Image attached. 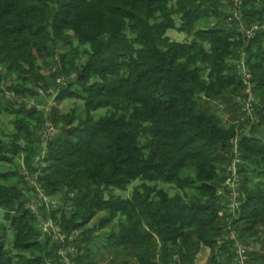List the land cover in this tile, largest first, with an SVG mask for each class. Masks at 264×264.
I'll use <instances>...</instances> for the list:
<instances>
[{"label": "trees", "instance_id": "trees-1", "mask_svg": "<svg viewBox=\"0 0 264 264\" xmlns=\"http://www.w3.org/2000/svg\"><path fill=\"white\" fill-rule=\"evenodd\" d=\"M242 7L248 26L264 23V0ZM226 9L222 0H0V83L14 79L7 87L22 96L54 87L57 102L78 98L85 112L54 106L46 116L14 102L2 109L16 118L11 140L0 134V166L15 167L0 170V208L14 232L9 247L0 224V264H62L60 245L41 239L29 207L27 192L36 186L18 169L22 155L46 196L64 200L52 218L64 230L83 229L78 264H99L95 236L115 222L104 236L112 253L105 264H155L158 255L163 264H195L203 246L211 249L209 264H228L234 249L220 243L222 211L238 138L245 200L234 226L243 238L260 236L264 181H253L264 176V139L256 134L264 125V30L247 38ZM172 29L193 38H170ZM243 55L261 99L260 121L252 123L241 120L236 101L245 89L237 67ZM53 64L60 71L45 75ZM60 75L68 78L55 85ZM48 120L64 128L48 140L40 169L34 161ZM135 182L131 196L117 193ZM250 258L264 264V250Z\"/></svg>", "mask_w": 264, "mask_h": 264}, {"label": "built area", "instance_id": "built-area-1", "mask_svg": "<svg viewBox=\"0 0 264 264\" xmlns=\"http://www.w3.org/2000/svg\"><path fill=\"white\" fill-rule=\"evenodd\" d=\"M233 4V10L228 17L229 21H237L240 27V31L247 38H253L257 36V33L264 30V23H256L248 26L243 20L242 5L244 0H231ZM239 76L242 78L245 89L244 93L236 96V101L242 106L244 115L241 116V120L246 117L254 118L256 112V93L253 91L252 72L247 63L246 57H243L237 62ZM61 80H58L60 82ZM220 111H224L225 105L219 103L217 105ZM52 107H49L51 110ZM224 120L230 117L229 113L223 114ZM45 131L42 132V139H48L54 137L57 134V129L54 123L50 120L46 123ZM45 141V142H46ZM238 138L233 139L232 144V159L227 167V179L225 182L226 189L228 191L226 208L222 211L225 214V220L227 221L226 233L221 239L220 243L229 241L233 244L234 255L232 260L228 264H253L250 261V255L256 250L253 238H243L239 231L234 226V221L239 217L242 203L245 200L244 191H242L241 183L242 177L240 176V165L242 162V150L239 147ZM45 155L39 154L37 157V166L41 169L47 166L45 161ZM39 171L36 172L38 176ZM36 196L35 202L31 201L30 208L38 214V225L41 227L43 235L41 239L48 240L52 243H58L60 246L57 250V254L61 257L62 264H78L77 257L84 253L85 249L79 247V241L83 233V229L64 230L63 226L56 220L50 219L44 221V218L39 214L41 202L48 197L44 193L41 185L36 184ZM37 203H40L38 205ZM43 219V220H42ZM155 264H163L161 256L158 255Z\"/></svg>", "mask_w": 264, "mask_h": 264}, {"label": "rangeland", "instance_id": "rangeland-1", "mask_svg": "<svg viewBox=\"0 0 264 264\" xmlns=\"http://www.w3.org/2000/svg\"><path fill=\"white\" fill-rule=\"evenodd\" d=\"M223 4L227 7L226 11L227 13L230 12L229 14H231L232 10H233V4L231 2V0H222ZM177 22H179L177 20ZM168 35L170 38H173L175 40L178 41H186V40H191L193 37L189 36L185 33L179 32L178 30L172 29L170 31H168ZM61 51V49H60ZM57 61V60H56ZM55 63V62H54ZM54 66H52V68L50 70H45L44 74H50V73H55L60 71L59 69H61L60 65L57 64H53ZM0 73L3 75L4 70L0 69ZM75 77V76H74ZM67 76L65 75H60L57 77L56 79V83L55 85H64L63 82L65 80H67ZM73 79V77H72ZM58 80H61L60 82H58ZM15 82L14 79L11 78H5L3 79L2 83H0V88L3 89V91L0 93V109H4L5 106L8 104V102H14L15 105L17 107H19L20 104L22 103H26L28 105V107H36L38 110H40L43 114H45L46 116L48 114H50V110L49 107H57L60 113H70L72 110H75V112H77L78 115H84L85 112H83L84 110V102L78 98H68L65 99L61 102H57L55 99V95L57 93L53 92V90H57L56 88L52 87V88H44V87H37V94L33 95V96H22V95H17L16 93L12 92V90L9 89V87H7L8 85H10L11 83ZM65 83V82H64ZM256 104L257 105H261V99L257 98ZM41 103V104H40ZM216 103H213V106L216 107ZM264 105V104H263ZM104 114V111H99L96 113V117H100L101 115ZM15 116L13 115H9L6 111L2 110L0 112V134L2 135V137L4 138L5 141L9 142L11 140V135L13 132H15L14 129V120H15ZM251 120V119H249ZM260 121L258 116H254V118L251 120L252 122H257ZM54 125L57 129V134L55 136H58L62 133L63 131V123L60 125H57L54 122ZM46 128L43 129V131H45ZM248 130V129H247ZM41 131V132H43ZM39 132V135H41L42 133ZM258 137L263 138L264 139V125H262L259 129V131L256 133ZM42 136V135H41ZM49 140V139H48ZM46 139H41V144H40V150L38 151V154L36 155L35 161H34V166L37 167V157L39 154H43L45 155L46 151H47V146H48V141H46ZM24 162V157L23 155L20 158V168L19 171L22 172V174L25 177V181H27L28 185H30V187H35L37 183V175H36V169L34 170L35 172H30L29 169L24 166L22 163ZM8 169H15L14 165H4V166H0V170H7ZM262 180H264V176L262 177H255L253 183H257V182H262ZM138 184V182H135V184L131 185L130 187H128L127 190L125 191H117L118 194L123 195L125 197H129L131 196V193L133 191V188L135 187V185ZM162 187H166L168 188L169 185H166L164 182L161 183ZM26 190V189H25ZM172 192V191H171ZM37 190L36 192L33 190H31V192H27L28 197L30 196L31 200L33 202H35L36 199H34V197L36 196ZM46 204L45 205V209H43L44 207H42L43 203L40 205V203H37L38 205H40V210H39V214H41L44 218V221H49L50 219L54 220L50 214L51 209H58L59 206H61L64 202V200L62 199V197L60 195L58 196H54L51 199L47 198L46 200H44ZM5 211L3 209L0 208V224H3L6 226V228H8V236H7V244L9 247H11L12 243L11 241L14 238V232L11 228H9V224L6 222L4 216H5ZM102 215H104L103 213L98 214L94 220L92 222H90L89 225L94 226V224L97 222V220L102 217ZM43 220V219H42ZM117 227L116 222L112 223L108 226V228L100 230L97 232L96 236H95V247L94 249L96 250L97 253V257L99 259V264H105L108 262V260H110V257L112 255V253H110V251H107L104 248V244H106V239L104 238L105 233H108L111 230H115ZM253 242L255 243V247H256V251H263L264 249V227H262L261 229V234L260 236H255L252 237ZM210 253H211V249H203L201 250V252L199 253V255L197 256V258L195 259V264H209V258H210ZM226 260V258H225ZM130 264H138L137 261L135 260H131Z\"/></svg>", "mask_w": 264, "mask_h": 264}, {"label": "crops", "instance_id": "crops-1", "mask_svg": "<svg viewBox=\"0 0 264 264\" xmlns=\"http://www.w3.org/2000/svg\"><path fill=\"white\" fill-rule=\"evenodd\" d=\"M40 104H41V103H40ZM263 181H264V180H262V182H263ZM205 248L208 249L207 247H204V246H203V247H202V250L205 249ZM198 255H199V254H198Z\"/></svg>", "mask_w": 264, "mask_h": 264}]
</instances>
